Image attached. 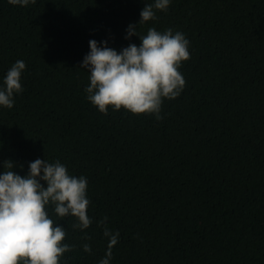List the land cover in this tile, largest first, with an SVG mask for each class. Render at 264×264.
<instances>
[{"label":"trees","instance_id":"16d2710c","mask_svg":"<svg viewBox=\"0 0 264 264\" xmlns=\"http://www.w3.org/2000/svg\"><path fill=\"white\" fill-rule=\"evenodd\" d=\"M151 2L0 0V78L26 64L23 91L0 107V170L10 160L23 175L36 158L59 159L87 177L92 251L64 217L75 247L61 264L103 257L102 216L119 231L111 264H264V0H171L137 31L186 35L181 94L164 99L159 121L101 113L85 98L88 41L139 44L125 29Z\"/></svg>","mask_w":264,"mask_h":264},{"label":"clouds","instance_id":"9594fccd","mask_svg":"<svg viewBox=\"0 0 264 264\" xmlns=\"http://www.w3.org/2000/svg\"><path fill=\"white\" fill-rule=\"evenodd\" d=\"M8 3L24 7L36 0ZM170 3H144L139 20L126 26L124 39L135 35L139 44L128 43L117 50L108 46L106 39H89V51L80 68L88 73L85 98L99 112L107 114L109 108H123L132 114H150L159 121L164 99L181 94L186 81L179 68L190 57L186 35L171 27L163 31L148 27L144 35L137 31L138 24L154 21L156 11H167ZM25 68V62L18 59L0 78V107H13L14 95L23 91L21 76ZM8 161L0 170V264H61L63 255L75 247L66 242V229L58 222L64 217L74 218L72 228L84 235L80 247L90 253V237L84 231L93 223L88 214L87 177L72 174L59 159L36 158L28 162L23 175L14 172L13 162ZM107 220L102 216L95 221L107 241L97 264H111L112 249L119 240V231L110 228Z\"/></svg>","mask_w":264,"mask_h":264}]
</instances>
